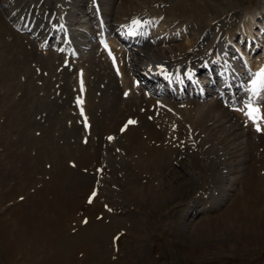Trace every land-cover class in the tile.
Listing matches in <instances>:
<instances>
[{
    "label": "bare ground",
    "instance_id": "1",
    "mask_svg": "<svg viewBox=\"0 0 264 264\" xmlns=\"http://www.w3.org/2000/svg\"><path fill=\"white\" fill-rule=\"evenodd\" d=\"M42 1L23 0V3H18L17 0H4L0 5L7 8L4 12L0 10V47H5L8 40L13 43L12 45L15 44L9 47L11 53L5 50L9 55L4 59L8 65H5V62L2 63L0 53V90L5 88L6 93L11 92L15 88L12 82L16 78L31 74V78L24 82V88L22 89L21 85L18 87V92L14 94L15 99L9 100V107L7 105L5 111L9 117L8 122L19 130L22 129L21 123L44 122L42 137L36 135L38 131L36 129L32 131V133L35 132L34 136L24 128L21 130V141H26L28 155L21 158L16 157L25 161L23 166L34 165L27 169L26 176L29 180L36 179L35 170L39 167L34 163L42 164L46 170L53 172L51 181L45 183L39 175V183L43 188L42 198L40 201L33 199L30 202L28 213L24 215L30 223V232L28 231L30 236L36 240L40 238L43 240V236L44 239L45 237L51 239L49 246L54 241V237L56 241L61 239L60 230L54 234L49 231L50 227L46 230V225H54L57 231L60 223L67 221L68 224V219L71 220V217L77 216V213L73 214L74 210L79 208L83 200L77 196V193L81 195L89 189L96 190L94 192H97L99 200L95 199L87 211L81 216L78 215L77 219L85 215L93 217L95 214H106L107 212L106 218L110 221L112 217L121 215L118 209L126 206L122 204L127 201L128 204H137L138 207H145V203L151 204L152 213L155 211L153 210L155 205L164 204L162 206H166V214H170L174 208L183 204L182 201H185L188 204L186 214L189 217L200 212H207L206 210H209L207 208L215 211L233 200V205L237 206L236 210L238 208L241 210L245 204L247 207L249 204L248 209L251 206L256 207L254 211L258 216L255 226L256 224L260 226L259 231L262 234L264 214H259V212L264 213V121L259 122L262 130L257 131L256 125L245 115L248 110L245 105L251 102L264 111V100H262V105H257L253 100V94L251 98L242 95L240 106L235 108H231V105L234 106L231 103L225 104V100L212 102L205 100L204 103L201 99L204 100L210 94V89L203 88L202 81L208 78L207 87L216 88L220 75L218 72L216 75L212 73L213 76L206 78L204 76L205 79L200 81L193 78L195 70L201 75L205 71H216L219 55L226 56L223 54L222 46H218V42L223 41V33H220V30L223 24H227L225 18L233 23L234 18L230 16L240 12L235 9L227 12L225 10L224 14L214 12L212 19L209 20L207 19L209 14L206 17L201 14L203 17L201 20L205 24L208 21V25L198 26L202 28L199 29V37L178 43V39L185 38L184 33L180 32L185 31L194 19L191 20L189 18L192 16L189 17L188 24L187 18L184 19L185 16L178 15V12L184 10L199 12L205 0H190V2L188 0H118V4L117 0H110L108 3L115 4L117 7L109 5L111 7L107 9L105 8L107 2L104 0H78L79 4L76 0H60L55 6L46 5L48 0ZM93 1L95 3L91 4ZM48 2L52 3V0ZM89 4L92 8L87 7ZM46 6L48 8H45ZM210 6L212 7L210 10L218 9L214 3ZM61 12H64L65 16H62ZM84 15H89L91 24L88 27L89 31L85 32L83 26L80 25L77 30L79 32H77V27L73 26L81 23ZM111 16L116 18L117 25H112ZM259 18L256 13L239 15L237 20L239 23L236 24L241 35L248 37L251 49L257 48V50H260L264 43V40H261V37L253 31L255 20ZM133 21H139V24H133ZM164 21L168 22L166 26L162 23ZM159 23L163 24V29L170 26L169 31L175 30L178 37H168L162 32L155 33L154 30L151 32L152 26L159 25ZM213 24H217L212 27L213 36L206 35L203 30ZM231 25L233 24H227V28ZM66 29L72 30V34L75 32L90 38L89 42L92 46L86 47L87 42L64 44L66 51L70 46L78 50L79 54L76 57L66 56L63 50L59 52L54 47L46 50L42 48L49 36L62 34V30ZM98 30L99 33H97ZM227 31H225L224 41L226 40V44H229L233 42V35ZM112 32L118 38L110 36ZM97 35L98 41L95 39ZM108 37L109 40L106 42ZM66 38L71 37L66 35ZM210 38H213L212 42L206 45ZM170 42L175 45L172 43L173 46L172 44L165 46ZM83 48L88 49L86 55L82 53ZM2 49L0 48V52L6 54L7 52ZM212 50L214 53L210 56ZM238 50L239 60L242 58L244 64H239L240 61L236 63L239 66L245 65L241 72H250L254 69L256 80L257 73L264 68V55L252 62L249 59L250 56L244 53L242 48ZM39 56H43L45 62ZM34 60H37L38 64L35 65ZM219 61L224 60L220 58ZM140 63L146 64L144 71L137 66ZM163 74L173 81L179 80L178 83L183 84V91H187V86L191 85V94L189 93L188 96L197 98L181 103L178 100L184 98L185 93L181 92L178 95L172 90L167 91V85L166 87L156 85L155 90H150L148 84L154 79L163 78ZM34 79H37L35 85L43 83L41 87H37V90L41 89V91H32L35 86H32ZM242 83L239 77H236L231 82L235 86L234 91L237 89L240 92ZM46 85H50L49 88ZM248 88L253 89V83ZM30 90L34 92L31 93L33 106L25 99ZM257 92L260 91L257 90ZM163 94L169 98L161 97ZM32 96H35V99ZM232 96L231 94L229 97ZM20 98L22 101L19 100ZM77 98H80L82 103L78 104ZM52 103L58 104L61 110L59 114L55 111L56 116L59 115L56 121L55 118L54 121L52 118L49 119V112L40 114L38 120L34 118L36 113L33 111L37 108L40 111L41 106L38 105H52ZM81 109H83V114ZM129 120L135 123L128 124L127 128L121 131ZM39 133L41 135V132ZM109 137L113 139L109 140ZM40 142L41 145L38 144ZM180 157L182 158V163L179 161L181 169L177 172L170 171V167L176 164L177 158ZM172 160L174 162H171ZM101 162L105 164L103 165V177L102 182H97L103 167ZM186 173L188 174L187 180L174 184L173 180L179 177L182 180V176ZM49 176L50 174H47L44 178L47 180ZM91 177L93 180H90ZM201 181L205 186L202 189L203 194L199 198L191 197L195 194V187ZM169 184L172 192L167 191ZM234 184L240 187L231 188L230 186ZM113 189H115L114 195L112 194ZM231 190L235 192L232 193ZM37 191L38 189L34 187V191H31L33 194H30L35 195ZM30 194L25 195L24 202L28 200ZM111 196L119 197L116 201ZM50 198L54 199L55 203H51ZM84 198L87 199L85 196ZM200 205H204L201 208H206V210L196 207ZM107 206L109 211L104 210ZM239 213L234 212L233 214L232 210L227 211L221 220L211 215L208 221H213L214 224L216 219L223 224L232 221V229L236 230L242 226L243 233L247 234L246 226L249 219L247 221L244 219V224H242L238 219ZM178 214L177 212L175 215L178 216ZM187 216L183 215L182 218L185 220L184 223L181 221L179 227L186 241V238H189L188 231H191L194 224L191 221L188 222ZM35 224L39 225L35 228L42 232L40 238L31 234ZM199 224L201 222L194 225L196 227ZM134 226L135 224L132 225L133 228ZM255 230L251 229L252 233ZM56 244L60 252L62 243L57 241ZM57 256L51 258L48 261L49 264L52 260L55 264H59L63 253Z\"/></svg>",
    "mask_w": 264,
    "mask_h": 264
},
{
    "label": "rangeland",
    "instance_id": "2",
    "mask_svg": "<svg viewBox=\"0 0 264 264\" xmlns=\"http://www.w3.org/2000/svg\"><path fill=\"white\" fill-rule=\"evenodd\" d=\"M1 1L3 2L4 0H0V5L2 3ZM17 1L18 3H20L23 0H17ZM48 1H47V4L46 3L45 4L46 5L51 4L52 6H55L60 2V0H52V3ZM108 1L110 0H104V2H107L105 4L106 9L111 6H114L115 8L117 7V5L115 4L112 5L111 3H108ZM188 1L190 2V0ZM41 2L43 1L41 0ZM76 2L77 4H79L78 0H76ZM116 2L118 4L119 1L117 0ZM212 3H214L215 6L218 7V9L210 10V8H212L210 6L212 5ZM185 5H188V4L185 3ZM87 7L92 8V5L90 6L89 4V6ZM45 8H48V6H46ZM234 9L240 12L238 13L239 15H245L248 13L249 15H252L254 13L259 15L260 18L255 20L256 25L258 26L254 25L253 31L256 33L258 32L260 37L263 38L264 0H239V1L238 0H231V1L230 0H223V1L222 0H205V4L204 6L201 7L199 12L194 11V13L196 12L195 15L193 13V10H184L182 12H178L179 13L178 15H181V16L184 15L185 16L184 19L187 18L186 20L188 24L190 22L189 19L192 20L194 18L193 19L194 21L192 20V22H190L192 24H190L185 29V31L180 32L181 34L184 33L185 38L178 39L177 42L182 43V42H186L187 40H191V39L194 40L199 37V32L202 29L200 28L201 25L202 26L208 25V21L205 24V22L201 20V18L203 19L202 15L206 17L209 14L207 17V19L209 20V19H212L211 16L214 15V12L215 14L216 13L224 14L225 10L227 12L229 10L234 11ZM0 10L4 12L7 10V8L0 6ZM181 10H182V7L180 11ZM238 14L234 13L233 15L230 16L232 17V19L234 18L233 23L228 22L227 21L228 18H225V21L227 22V24H233V25H231V27L228 26L229 28H227V24L226 25L223 24L220 30V33L221 32L223 33V36H222L223 41L220 40L218 42V46L219 47L222 46L223 53H227L228 55L232 54L233 56L231 57L233 59L236 58L237 60L239 59L238 58L239 53L237 52L238 45L240 46V48H243L242 50H244L243 51L244 53L245 52L246 54L248 53V50L245 45L247 43H245V39L244 41H241L243 38L240 33V30L237 27L239 23L237 21L238 16H239ZM191 16L192 18H189ZM80 17L81 16H79V18ZM214 21L215 20H213V22ZM110 22L112 23V25H117L118 23L116 21V18H114L113 16H111ZM162 23H164L166 26L168 22L164 21ZM82 24H85L84 28L88 30V27L91 25L90 20H89V15H84L81 18V24H78V26L80 25L82 26ZM162 25L163 24L158 25L154 30H156L157 32L162 31L163 29ZM216 25L217 24H213L210 27L208 26V28L203 30V32L208 36H213L214 30L212 27ZM74 27L76 26L74 25ZM164 28L165 29L163 31H166V27ZM226 29H228V31L232 33L233 35L232 44H226L227 43L226 40L224 41L225 31H227ZM170 31H168L166 34L168 37H171V36L178 37L175 34L177 33L175 32V30H170ZM204 33H201V34H204ZM110 35L112 37L116 36V35H113V33H111ZM212 40L213 38H210L206 42V45L211 43ZM8 41L6 42L5 47L2 46L3 49L2 47H0L3 51L5 50L9 51V47H12L15 45V44L12 45L13 43H10ZM172 43L173 42H170V44H165V46L168 47ZM173 44L171 46H173ZM6 46H8V48ZM91 46L92 45L90 44L88 47H91ZM255 51L256 53L251 54V56L253 55L251 57L252 61L259 59L264 54V47H262L260 51H258L256 48ZM0 53L2 54V57L0 56L2 58V63L5 62L4 64L8 65L7 61L4 60L6 59L8 52L6 54L4 52H0ZM9 53H11V50L9 51ZM213 53L214 51L212 50L210 56H212ZM39 57L42 59V61L45 62L43 56L42 57L39 56ZM236 59H235V63L237 61ZM36 61L37 60H34L35 65L38 64ZM231 63H234V62L232 61ZM241 63L244 64V61L239 62V64ZM40 74H43V73H40ZM254 76H255V72L251 74L249 78L250 80L246 82L245 86L247 85V83L249 84L250 81L253 80L252 78ZM38 77H41V76L38 75ZM29 78H31V74L29 73L27 74L26 77L16 78L12 82V85L13 87L16 88V90L14 88L11 92H7V93L5 91V88H1L0 90V264H49L48 261L51 258L56 257L57 254H60V253H63V256H62L63 258L62 260H60L59 264H95V263L96 264H264V230L261 231L262 234H260V231H259L260 226L258 227L257 224L255 226V223L257 221V216H258L257 214H255V211H254L256 207L254 208L253 206H251V208L248 209L249 204H248V207H247V204H245L244 206L246 207L242 206L241 210L239 208H238L239 210L238 209L236 210L235 207L237 206L235 204H234L235 206L233 205V200L231 201L228 200L229 201L228 204H226L225 206H222V208L220 209L219 208L216 209L215 211L213 210L211 211L210 208H207L209 210H206V208H201V206H204V205L196 206L197 208L200 207L201 210L205 209L209 213L200 212L198 214H195L196 216L194 215V216H189V217L187 216L188 214H186V211H187L186 207L188 204H186L187 202L185 203V201H182L183 204L174 208V210L170 214L165 213L167 209H166V206L164 207L162 206L164 204L155 205V207H153V210L155 211L152 213L151 204L145 203V207H141V206L138 207L137 204L131 205V204H128V201H127L122 204V205H126L124 206L125 208L122 207L118 209L121 215L119 217L118 216L114 218L112 217L110 221L107 220L106 218L107 212L106 214L104 213L95 214V216L93 217H90L91 215H85V217L84 216L78 217L80 219H77L78 215L81 216L87 211L88 207L92 204V202H94L95 199L96 201L99 200V196H97L98 195L97 192H95V196L92 195L93 194L92 192L96 190L89 189L88 191L81 193V195L80 193H77V196L83 200H81V203L78 206L79 208L77 207L78 209L74 210L73 214L77 213V216L75 218L71 217V220L68 219L69 221L68 224H67V221H64L63 222L64 226H63V223L59 222L60 227L58 226V224H56L57 227H59L57 231H56L57 228L54 229L55 228L54 225H46V228H47L46 230H48L50 227L49 231L53 232L54 234H57L59 230L62 232L61 239L57 240L61 242L63 246V247L61 246L60 252L58 251V248L56 247L57 241L55 237L53 238L54 241L52 242L50 246L48 245V243L52 241L51 239L49 238L47 239V237H45L44 239V236H43V240L40 238V236L42 235V232L38 231V228H35L39 226L38 224H35V226L33 227L34 231L32 229L31 234H33L32 236H39L40 240L33 239V237H31L29 233L30 223L29 221H27V219H25L24 215L28 213L30 202L33 199H35V201L36 200L40 201L42 198L43 188H41V185L39 183L40 177L41 179H43L44 183L46 181H51L53 172L46 170L45 166H43L42 164L34 163L36 166L39 167L38 169L35 170L36 179L29 180V178L26 176L27 169L32 168L34 165L31 164L29 166H23L22 164H24L25 161L22 159H18L16 156H20L21 158V157L28 155L26 153L27 152L26 151L27 144L25 143L26 141L25 142L21 141V136H22L21 130L24 128L26 131L29 132V134L34 136L35 132L32 133V131H35L36 129L38 130L36 132V135L38 137H42L44 122L39 121L40 123L38 124L21 123L20 127L22 129L19 130L15 125H12L8 122L9 117H8L7 112H5L7 109V105L9 107V100L11 98L15 99L14 94L18 92L19 90L18 87L21 85L23 89L24 82L27 81ZM37 79H34V83L32 84V86L37 84V81H36ZM42 84L35 85L32 91L33 90L41 91V89L37 90V87L38 86L41 87ZM220 84H221V81L219 85ZM46 86L49 88L50 85H46ZM30 91L28 92L27 97L25 99L29 104L33 106V101L31 103V95L34 92L32 93V91L31 92ZM240 95L241 93H238L236 95V98L239 99ZM190 97L191 99H193L192 96ZM32 98L35 99V96H32ZM191 99L188 100V98H184V99L182 98L181 101L179 102L185 103V102H189ZM19 100L22 101V98H20ZM45 100H48V99H45ZM205 100L208 102L221 100L219 97V92L217 91L212 92L207 98H204L202 102L205 103L206 102ZM50 101L51 99L49 100V102ZM228 102L226 101L225 103L228 104ZM239 104H241V100L233 102L234 106L232 107L239 106ZM38 106L39 107L41 106L40 111H39V108H37ZM38 106L36 107L37 109L35 108L36 111H33L34 113H36L35 114L36 116L33 115V117L35 116L34 118L36 119L40 117L41 115H43V113L49 112L50 114V116L48 115L49 119L51 120L52 118V121L54 120L56 121V118L59 117V115L56 116V113L58 112L59 114L61 112L60 107H58L59 106L58 104L56 105H54V103H52V105L51 104L50 105L41 104ZM23 107H25L24 104H23ZM50 110H52V112H50ZM60 117H62V115H60ZM46 121H48V119ZM39 132H41V135H39L40 134ZM38 144L41 145V142ZM38 144L36 145L37 147H38ZM28 151H29V148H28ZM181 159H182L181 157L179 159L177 158L178 161H176L175 162L176 164L170 167L171 170L170 169L169 170L174 171V172L179 171L181 169V163H182ZM179 161L181 163H179ZM171 162H174V160H172ZM101 163L99 164H101L102 166L103 165L105 166L103 162ZM104 166L102 167V171H100L101 176L99 180L97 178L98 180L97 182H102ZM47 174H50V176H49V179L46 180L44 176H46ZM187 175H188L187 173L184 174L182 176L183 178L182 180L180 179V177L179 179L173 180L174 184L187 180L188 179ZM146 178H149V177H146ZM163 178L164 177H162V179ZM90 180H93V177H91ZM198 184L197 185L200 187L198 186L195 187L196 188L194 189L195 194H193L191 197L199 198V196L203 194L204 191L202 189H204L205 187L203 184V181H201V183H198ZM101 185L102 184L100 183V186ZM227 186H230V185H227ZM34 187L36 188V190L38 189L37 194L31 195L30 193L33 194V192L31 191H34ZM230 187L238 188L240 187V185L234 184V186H230ZM30 189L31 191H27ZM167 191L172 192L170 184L168 185ZM196 191L198 193H196ZM199 191L201 192L203 191V192L200 193ZM230 192L234 193L235 191L231 190ZM28 194H30L28 197V200L24 202L25 197ZM112 194L113 195L115 194V189L112 190ZM190 194H192V192ZM235 194H237V192ZM46 195H48V193H46ZM89 195L90 197H92L91 203L88 200L90 198ZM84 196L86 198L88 196L89 198L85 199ZM111 197L117 201V198L119 196L118 197L111 196ZM232 197H235V196H232ZM85 200L86 201L88 200V201L85 202ZM136 200L134 201L136 202ZM49 201L51 203H55L54 199L50 198ZM134 201L133 203H135ZM129 202L132 203L131 201ZM45 206L46 205H44V207ZM100 207H103V206H100ZM104 210L109 211L108 206ZM231 210L233 211V214L234 212L235 213L240 212L238 219L241 221L242 224H244V219L245 221L249 219L248 224L246 226L248 228L247 229L248 231L246 232L247 234L243 233L244 231L242 230L243 229L242 226H239L238 228H236L237 231L235 229H232L231 227L232 221L225 222L226 225L220 222L219 219H216L217 221H215L216 222L215 224L213 223V221L212 222L208 221L211 215L215 217H219L221 220V217L224 216V214L227 211H231ZM243 211H247V212L244 213ZM177 212L179 213L178 216L175 215ZM35 214L38 216V212H36ZM182 214L184 216L185 215L187 216L188 222L191 221V223H194V224L201 222V224H199L196 227L194 224L192 225L191 231H188L189 238H186L187 241L185 240V238L182 237L180 230H179L180 224L185 220L184 218H182L183 217ZM259 214H264V213L259 212ZM44 215H45V212H44ZM174 216L178 217V219ZM179 217H180V220H179ZM234 217L236 216L234 215ZM250 217H253V218L250 219ZM134 219H137V220H134ZM85 220L87 221L86 223H85ZM71 221H73L72 224H71ZM134 224L135 226L133 228L132 225ZM251 229H256V230L255 232L252 233ZM95 232H96V235H95ZM99 235L100 237H98ZM188 239L191 242L188 241ZM51 264H55L53 260L51 261Z\"/></svg>",
    "mask_w": 264,
    "mask_h": 264
},
{
    "label": "snow or ice",
    "instance_id": "3",
    "mask_svg": "<svg viewBox=\"0 0 264 264\" xmlns=\"http://www.w3.org/2000/svg\"><path fill=\"white\" fill-rule=\"evenodd\" d=\"M133 24L138 25L139 21H133ZM253 91H256V85L258 84H264V68H262L260 70L259 73H257V79L253 80ZM82 84V82H81ZM125 95H127V93H125ZM77 103H82V101L80 100V98H77ZM245 107L248 109L245 112V115H247L252 121L253 123L256 125V129L257 131H261L262 129L260 128V121H264V111H262L258 106H254L251 102H249L248 104L245 105ZM240 111H244V109H240ZM81 113L83 114V109H81ZM135 123V121L129 120L128 123L125 125V128H122L121 131H124L128 124H133ZM109 140L113 139L112 137L108 138ZM93 196H95V192H93L92 194ZM91 199L92 197L89 198V202L91 203ZM87 221L85 220V223Z\"/></svg>",
    "mask_w": 264,
    "mask_h": 264
}]
</instances>
